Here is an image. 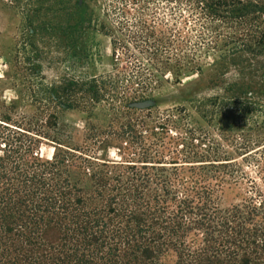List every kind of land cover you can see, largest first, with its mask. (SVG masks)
<instances>
[{
    "label": "trees",
    "instance_id": "obj_1",
    "mask_svg": "<svg viewBox=\"0 0 264 264\" xmlns=\"http://www.w3.org/2000/svg\"><path fill=\"white\" fill-rule=\"evenodd\" d=\"M152 1L173 5L175 22L186 11L203 48L184 51L176 30L169 39L141 22L144 33L131 38L147 66L126 74L117 52L135 55L115 40L113 71L49 85L36 41L49 36L78 50L91 22L86 0H0L23 20L5 60L15 99L0 97V264H264L256 179L209 133L178 130L192 119L186 110L154 117L158 105L132 107L151 101L167 75L179 84L235 67L239 80L193 109L264 186V0H132L140 18ZM67 111L87 116L80 143L60 123ZM43 145L54 146L49 160ZM110 149L119 161L103 156ZM242 186L241 203L220 205Z\"/></svg>",
    "mask_w": 264,
    "mask_h": 264
},
{
    "label": "rangeland",
    "instance_id": "obj_2",
    "mask_svg": "<svg viewBox=\"0 0 264 264\" xmlns=\"http://www.w3.org/2000/svg\"><path fill=\"white\" fill-rule=\"evenodd\" d=\"M78 1L83 0H71V5L76 4ZM86 2L89 6L88 17L91 22L86 24V31L80 35L77 44L79 45L78 50L67 51L60 40L58 41V39L49 36H44L36 41L41 52L43 72L49 85L58 84L64 79L104 75L113 71L115 61L113 59V41L115 40L123 41L131 53L135 55L134 58L127 59L123 49L117 52L119 59L122 60L120 67L127 68L126 74L133 75L136 68L142 67V65L147 66L146 57L139 54L137 48H134L136 43L131 38L134 33H144L142 31L143 27L140 25L141 22L154 27L157 36L164 33V36L169 39H171V31L176 30L181 34V45L184 51H189L197 45L200 48L204 46V44L199 45L197 33L191 30L193 22L188 18V13L184 11L183 18H178L177 22L173 21V16L170 13L173 5L169 3L150 2L147 6L148 10L145 9L143 16L140 18L138 11L142 6L140 3L133 5L132 0H86ZM124 9L129 14L124 15ZM22 23L21 15L0 7V97L6 101L15 99V93L5 81V73L7 72L5 60L7 51L15 47L19 40ZM165 46L171 51V47ZM257 62L258 66L264 69V58L258 59ZM252 77L256 82L262 83L257 77ZM239 78L240 76L235 67H230L224 76L218 73L214 67H210L201 75L193 74L190 77L183 78L179 84L167 75L165 79L168 82L164 81L160 85H155L149 94L152 96L149 99L152 100L145 102L152 103L151 106L158 105V108L153 111L154 117L158 116V113L166 114L174 108L186 110L192 116V119L190 120L187 117V120L183 121L178 130L188 127L197 130L198 135L201 134L200 131L209 133L211 137L224 146L231 154L232 159H236V162L242 165L243 170L248 175L256 179L258 185L264 190L262 183L257 180L255 169L246 168L242 163L243 159L233 155L232 148L218 138L217 133L219 130L217 128L213 129L207 121H203L193 109V104H196L197 101L222 94V89L226 85L237 82ZM101 107L99 108L101 109ZM100 109L97 110L98 114L101 112ZM97 117L96 121L102 119L101 115ZM59 120L73 133L74 142L80 143L83 138L87 116L80 111H67L59 115ZM173 129L171 128V130ZM53 153L54 146L43 145L40 157L43 160H49L52 158ZM106 155L113 160H120V155L116 149H110L107 154H103V156ZM246 192L247 186H242L240 189L233 191L226 190L225 194L221 196L220 205L226 208L241 203L247 197Z\"/></svg>",
    "mask_w": 264,
    "mask_h": 264
},
{
    "label": "water",
    "instance_id": "obj_3",
    "mask_svg": "<svg viewBox=\"0 0 264 264\" xmlns=\"http://www.w3.org/2000/svg\"><path fill=\"white\" fill-rule=\"evenodd\" d=\"M152 105V103H148V102H137L135 104L132 105V107L136 108V109H146L148 107H150Z\"/></svg>",
    "mask_w": 264,
    "mask_h": 264
}]
</instances>
